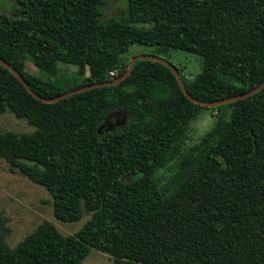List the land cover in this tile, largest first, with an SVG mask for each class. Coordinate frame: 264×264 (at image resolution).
Returning a JSON list of instances; mask_svg holds the SVG:
<instances>
[{"label":"trees","instance_id":"1","mask_svg":"<svg viewBox=\"0 0 264 264\" xmlns=\"http://www.w3.org/2000/svg\"><path fill=\"white\" fill-rule=\"evenodd\" d=\"M13 1L17 16L0 12V59L41 97L115 78L132 45L199 56L189 79L173 66L201 101L264 80V0H125L123 14L109 17L108 0ZM58 64L85 65L87 75ZM202 107L215 118L184 152L186 128ZM114 111L125 121L102 128ZM3 112L33 127L0 130L7 170L47 191L56 220L89 217L73 234L42 220L12 248L0 240V264H82L90 248L108 264H264V86L200 106L169 68L138 59L118 84L46 103L0 65Z\"/></svg>","mask_w":264,"mask_h":264},{"label":"rangeland","instance_id":"2","mask_svg":"<svg viewBox=\"0 0 264 264\" xmlns=\"http://www.w3.org/2000/svg\"><path fill=\"white\" fill-rule=\"evenodd\" d=\"M125 0H108L103 7V17L121 15L124 12ZM0 12L10 17L17 16L19 13L13 0H0ZM150 48L142 45H132L129 51L121 56L120 67L123 66L132 56L137 54H149ZM172 65L181 68L180 73L187 79L193 77L201 69V58L195 54L171 49L164 57ZM119 67V68H120ZM25 70L36 74V67L26 61ZM58 70L71 73L78 71L82 75H87L85 65L58 64ZM116 73L112 70L109 75ZM126 114L122 111H114L106 119L102 128H111L122 124L126 119ZM215 118V110L199 108L194 118L186 128V139L182 145L185 152L196 144L200 137L210 128ZM32 126L28 125L23 119L14 117L9 112L0 114V130L13 132H30ZM178 160L169 162L167 167L158 171L159 176H165L176 166ZM89 214L82 213L81 217L74 222H61L56 220L51 211L50 196L47 191L18 172H9L6 162L0 158V240L8 247L12 248L28 234L42 220L50 221L57 230L64 235L73 234ZM111 258L102 252L90 248L81 260L82 264H108Z\"/></svg>","mask_w":264,"mask_h":264},{"label":"water","instance_id":"3","mask_svg":"<svg viewBox=\"0 0 264 264\" xmlns=\"http://www.w3.org/2000/svg\"><path fill=\"white\" fill-rule=\"evenodd\" d=\"M138 59H148V60H153V61H157L160 62L161 64H163L164 66H166L167 68H169L171 70V72L173 73V75L175 76L177 83L179 85V88L181 90V92L183 93V95L190 100L192 103L200 105V106H205V107H212V106H216L219 104H225L228 102H232L235 100H239L242 99L246 96L251 95L252 93L256 92L257 90H259L260 88H262L264 86V80L262 82H260L259 84L253 86L252 88H250L249 90H246L244 92H242L241 94H237V95H233V96H229V97H225V98H221V99H217V100H212V101H201L198 100L194 97H192L187 90L184 87V84L181 80L179 71L170 63L168 62L165 58H163L162 56H158V55H154V54H137L132 56L129 60L128 63L126 65L125 70L118 76H116L115 78H112L110 80L107 81H103V82H98V83H90V84H86L77 88H74L72 90H68L66 92H62L60 94H57L55 96L52 97H41L39 95H37L26 83V81L22 78V76L14 69L12 68L8 63L4 62L3 60L0 59V65L3 66L4 68H6L7 70H9L12 75L22 84V86L26 89V91L31 94L32 97L42 101V102H46V103H50V102H55L59 99H62L64 97L70 96L72 94L75 93H79L82 92L84 90H88V89H93V88H100V87H105V86H111V85H115L118 84L119 82L123 81L129 74L130 70H131V66L132 63L135 60Z\"/></svg>","mask_w":264,"mask_h":264}]
</instances>
